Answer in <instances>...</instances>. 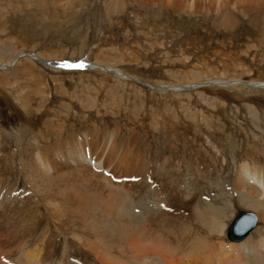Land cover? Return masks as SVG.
I'll return each mask as SVG.
<instances>
[{
  "label": "rangeland",
  "instance_id": "374dc122",
  "mask_svg": "<svg viewBox=\"0 0 264 264\" xmlns=\"http://www.w3.org/2000/svg\"><path fill=\"white\" fill-rule=\"evenodd\" d=\"M82 1L0 0L1 252L15 264L20 245L29 241L55 263L68 239L72 256L99 264L74 238V231L93 236L82 229L81 217L68 213L59 219L47 206L50 198L59 199L66 210L91 208L98 198L76 205L72 195L105 194L109 187L93 178L86 183L82 177L75 185L67 178H38L39 192L31 181L44 175L38 172L49 161L57 164L55 173L72 174L78 167L61 163V157L101 156L107 150L113 160L122 161L120 169L110 172L113 181L129 185H115L119 200L131 189L140 193L138 208L152 209L150 201L164 193L181 222L187 217L193 223L198 204L206 216L225 211L226 233L240 211H252L259 221L248 236L258 238L264 214L256 201L264 200L249 185L240 189L238 177L243 164L264 165V88L245 83L264 82V12L246 16L229 8L219 16L192 15L150 7L137 13L130 0H124V9L115 0ZM28 51L32 55L18 56ZM31 56L88 59L103 70L51 67ZM156 215L152 211L149 221L164 232L181 224L169 226L154 220ZM101 217L92 228L109 234L108 247L122 244L102 228ZM114 221L104 224L116 231ZM193 226L205 235L199 223ZM223 240L229 241L226 235ZM123 256L130 260L129 254Z\"/></svg>",
  "mask_w": 264,
  "mask_h": 264
},
{
  "label": "bare ground",
  "instance_id": "6f19581e",
  "mask_svg": "<svg viewBox=\"0 0 264 264\" xmlns=\"http://www.w3.org/2000/svg\"><path fill=\"white\" fill-rule=\"evenodd\" d=\"M42 2L43 4H47L45 3V0H42ZM115 2L118 5L120 4L121 9L125 8L126 3L124 0H115ZM79 3L83 4L84 2L79 0ZM131 5L135 6V8L138 10L137 13L140 12L139 8H141V10H145L150 7H154L155 9L159 10L174 9L173 11L176 10L177 12L182 13H192V15L196 13L208 15L216 13V15L219 16L229 8L237 9L238 12H241L246 16L252 12H264V0H130V6ZM224 21L232 22L231 19H225ZM36 60L38 59L36 58ZM59 62L60 61H58V63ZM76 64L80 65L78 63ZM61 66L56 67L62 68ZM100 66H102V64L95 65L90 63L89 67L86 68L99 67L102 69ZM109 68L110 70L108 71L113 73L115 77L117 76L119 78H123L121 77L122 74H120L119 71L111 67ZM247 83L253 84H249V86L252 87L264 88V82L250 81L246 82V84ZM227 85H229V83ZM113 136L111 138H113ZM106 152L101 153V156H93V154L88 155L85 152H82L79 156L61 157L59 159L61 163L64 162L63 164L78 167V169L72 167V174H63V171L60 172L61 170L55 173V170L52 169L55 168L57 164L49 161L45 163L43 171L38 172L43 173L44 175L37 174L36 176H33L31 181V185H33L37 191L40 190V185L37 184L38 187L36 186V181L38 178H42V180L47 178L48 180H57L60 182H63V179L67 178L64 179V181L70 180L73 185L78 183V181H82L80 180L82 177H84L83 181L86 183L87 181L91 183V179L93 178L95 180H99V182L103 183L106 187H109V190H107L105 194L102 193L103 191H101V194H99L100 192L97 193L89 190L90 192L88 194L86 193L85 196L72 195L71 200L75 202L76 205H79L82 201L87 202L89 198H98L97 201H100V203L94 204L91 208H86L83 210L74 208L66 210L64 209L65 207L63 208L61 202L58 201L59 199L56 200L47 197L49 198L47 207L51 211L56 212L59 219L63 217L68 218V213H72L73 215L75 214L78 215V217H81L79 218L81 224L83 223L81 226L83 227L82 229L90 230V235L93 236L86 237L82 234L84 231H81L82 233L74 231V238L77 239L79 244L92 252L99 264H264L263 230V233L260 231V229L258 230V238H255L253 235H249L245 238L243 237L242 239L234 240L230 239L228 236V240L230 242L225 241L223 240V237L226 235L225 233L227 228V216L225 213H223L225 211H220L222 212L221 214L214 213L206 216L202 205L198 204L193 208L195 215L193 223L188 222L187 217H185L186 220L184 218L181 222V220L178 219L179 213L175 214L174 212L176 210L171 212L172 209L170 208V203L167 196H163L164 193L161 194L158 192L156 196L159 197V199L155 202L150 201L153 203L152 209L149 208L151 205H148V208L143 206L144 209H148L146 210L147 212H145L144 209L142 210L141 208H138L137 203H140L142 206V202H140L139 199L140 193H130V191H132L130 189V191L125 194L124 200H119V198H116L115 196L117 194L115 192V196L113 195V189L117 184H115L113 181L114 178L110 176V172L115 173V170H118L122 161L121 159L113 160V152H110L111 154L109 155L106 154ZM109 162H111V164ZM48 169H50V171H48ZM56 169L58 170V168ZM89 169H95L96 171L93 173L86 172V170ZM98 169L99 171L102 170V173H98ZM239 174L241 175L238 177L240 180L239 188L242 189L249 185L255 189L253 195H255L257 192L258 196L264 200V165H250V163L243 164L242 168H240ZM90 175H92V177L88 178ZM148 178H151V173L146 175L145 179L148 180ZM151 180L152 179H149V181ZM117 186H121V189H125L126 187L128 188L129 185L123 184ZM47 191L49 192V190ZM68 194L70 195V192ZM66 196L67 195L65 194V197ZM45 198L46 197H44V199ZM249 205H254V202L251 201ZM256 206L264 214V204L257 200ZM152 211L157 213L154 220L168 222L169 226H171L174 221L181 224L176 228H169L168 232H164L160 230L158 226L153 225L149 221L151 219L149 216ZM99 213L102 215V224H100L102 225V228L114 235L116 239L121 240L122 244L118 243L116 247H108L106 236L109 234L103 231H98V228H92V223L97 224L100 222L98 220ZM180 213H182V211ZM110 218L116 219V221H114L117 223L116 231L112 228L109 229V225L105 226L104 224L105 220ZM195 223H199L201 227L205 228V235H203V229H196L193 226ZM121 233L122 238H119ZM39 246L40 245L32 246L29 241L21 244V257L20 259L18 258L15 260V264H85L80 258L72 256L70 253L71 251L68 239H65L64 241L62 256L59 260H55V263L54 261H48V259L45 258L44 251H42ZM1 248L2 247L0 246V249ZM113 248H115V251H113ZM0 253V264H13L10 263V261L5 257L6 255L3 251L1 252L0 250ZM125 254H129V261L127 258H125V256H123ZM94 264H96V262Z\"/></svg>",
  "mask_w": 264,
  "mask_h": 264
},
{
  "label": "water",
  "instance_id": "95a60500",
  "mask_svg": "<svg viewBox=\"0 0 264 264\" xmlns=\"http://www.w3.org/2000/svg\"><path fill=\"white\" fill-rule=\"evenodd\" d=\"M40 61L45 62V63L50 64V65L53 64L52 62H47V61H44L42 59ZM104 68L107 71L110 70V68H108V67H104ZM246 82L247 81H245V83ZM210 83L224 85L223 83H225V82H220V81H207L206 82V84H210ZM226 83H228V82H226ZM249 84H251V83H249ZM251 85H253V84H251ZM159 87L164 88V89H185L188 86L182 85V86L174 87L172 85H163V86H159ZM233 222L234 223H232L230 225L228 236L230 239L239 240V239H242L243 237H245L251 231V229L255 226V224L257 222V217L254 213L242 211V212H240V214L237 216V218Z\"/></svg>",
  "mask_w": 264,
  "mask_h": 264
}]
</instances>
